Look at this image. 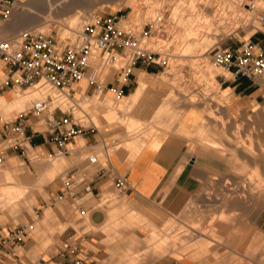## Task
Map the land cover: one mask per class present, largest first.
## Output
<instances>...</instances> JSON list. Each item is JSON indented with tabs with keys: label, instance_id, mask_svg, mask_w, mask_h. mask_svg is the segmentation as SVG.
<instances>
[{
	"label": "rangeland",
	"instance_id": "1",
	"mask_svg": "<svg viewBox=\"0 0 264 264\" xmlns=\"http://www.w3.org/2000/svg\"><path fill=\"white\" fill-rule=\"evenodd\" d=\"M129 1L131 5L124 4L121 7H119L118 3L113 2L104 9L93 12V15L94 13L107 15L118 12L119 15H128L129 17V15L135 14L142 7V0ZM19 3L27 5L31 2L30 0H19ZM184 4H187V0H164L163 2V8L160 10L161 14L158 16V18L163 17V21L154 30L153 36L148 40V44L152 49L166 50L168 64L158 68L155 67V71L150 70V72L157 74L147 76L149 83L143 95L139 99L133 98L134 100L131 97L126 100L123 97L117 99L111 93L105 96L101 95L103 99H112L115 106H119L121 102L126 103V105L120 107V114L116 115L117 119L120 120L106 122L102 119L101 125L98 128L103 137L107 136L111 140H115L120 136V131L126 130L131 138L138 137L137 142L142 144L143 139L141 137L151 135L158 127L170 128L171 124L178 120V116L182 110L184 108L186 110L187 106L190 105H203L205 112L214 115L213 111H211L214 108L213 103L216 101L220 104L224 101L220 95L217 75L219 73L227 74V71L213 62V51L211 49L216 46H232L236 48L241 45L243 40L251 39L257 42L262 38L261 32H257V30H264V26L259 20L261 11L264 10V0H262V6L255 10H251L247 4L243 5L244 14L248 10L252 12H248L247 19L245 18V21L240 23L238 28H235L236 26L233 24L237 22V19H233L231 20L232 26L230 24V27H227L226 30L221 29L217 33L219 35H214L215 38H211L209 43L206 41L198 44L192 43L187 47L186 42L191 41V39H187L180 30L181 17L179 12L174 23L167 16L172 7ZM15 7L13 10H15ZM27 7L29 10L40 11V8L33 4L27 5ZM13 10L11 14H13ZM150 16L147 14L139 22L133 24L140 26L148 20H153L154 18ZM11 17L12 15L9 20ZM49 25L47 29L39 27L38 29L43 32H52L54 35L59 34L62 37H74L83 29L79 25L77 27L73 25L72 27L74 28H67L68 30L66 28L62 30L59 24L50 22ZM65 32H67L66 35ZM135 70L138 71L137 69ZM5 76L3 61H0V77L4 78ZM84 84L82 82L83 86ZM136 84L137 82L132 86V89ZM158 84H161L162 87ZM45 89L52 96H57L56 90L50 86H46ZM25 90L30 89L25 86H22V88L17 86L14 89L8 86L0 90V94L2 95L0 97L2 100H0V123L15 118L20 111L29 109L32 104L30 100H32L34 94ZM79 93H81L80 90H77L72 98H78ZM86 95L82 97L87 101L82 105L83 110L80 111L78 108H75L74 113L77 116L86 115V117H82L83 119L80 123L85 128H93L95 127L92 121L93 116L96 112H100L101 114V110L95 109L91 103L96 99L97 95ZM68 103L71 104L72 102ZM217 107L214 108L218 111H215V114H217V120H215L216 127L211 126L210 123H206L207 120L204 119L202 126L189 135L191 150L197 151L199 147H207L206 140H208V137L217 136L225 139L227 134L231 132L230 129L240 127L242 128V133L251 134L253 137V144L249 148L247 146V148L255 158L248 159L245 165L240 164V159L230 161L228 157L235 154V151L224 144L221 149L224 155L217 157L225 161L230 167L229 175L207 173L201 178L199 189L181 202H179L178 191L167 193L163 200L153 207L152 211L159 219L157 223L146 222L147 219L142 223L144 219L141 220L135 213L131 214L130 219L132 223L129 225L141 226L143 224L144 233H141V237L138 238L131 235L125 239L122 234L116 232L112 236L113 240L122 242L124 245L126 242V245L111 250L110 253L100 259L99 264H162L163 259L169 257V253L172 252H180L184 255L183 259L186 258L185 252L190 256L198 253L200 256V259L197 261L198 264H210L211 259L213 261L217 260L219 264H227V261L230 264L247 263L239 255L241 252L240 248L237 249L235 247L239 254H235L233 257L227 256V251H231L234 247L231 238L240 234V228L243 224H245L244 226L248 231L256 227V225L249 222L256 218L260 207L263 205L264 176L263 174L258 175V155L261 148L257 143L260 142L262 152L264 153V131L262 127L258 126L256 119H251V115L249 121L241 122L238 119L225 117L224 113H219L220 106L217 105ZM57 113L60 114L61 111L58 109ZM34 120H40V118L36 117ZM222 121L226 122L225 126L222 125ZM38 123L41 122L39 121ZM229 124H233L232 128L228 126ZM234 136L240 137L241 133L238 132ZM250 141L252 142V140ZM209 147L212 148L211 146ZM213 147L219 148V144H215ZM102 149L103 146L100 144L93 151H99L103 158ZM113 149V145H109V154L112 153ZM88 152L91 151L85 150L81 152L77 156L78 159L80 160L81 157H85ZM75 154L76 152L73 155ZM51 162L57 163V169L52 176L49 169ZM72 163L68 155H55L40 147L30 149L27 154H20L14 150L9 151L6 163L0 166V264H31L35 259L50 252L56 243H61L60 236L67 226L73 225L80 230V224L76 223L73 219V216L77 214L75 204L69 199L59 200L55 203L51 201V190L54 188L55 183L62 181L64 172ZM40 165H42V173L45 172V176H41ZM223 165L227 166L226 164ZM243 172L246 173L244 177L235 176V174ZM177 179L178 176L176 174L173 180L174 184L177 182ZM20 183L22 184L20 185ZM237 184H241L244 188L247 187V190L236 191L229 188V186L233 185L237 188L235 186ZM244 192L248 197L240 196L242 193L245 194ZM109 193L112 194L113 198L106 203L108 208L111 209L117 203L120 192L113 187ZM205 194L209 197L217 194L225 198L226 201L222 200L204 204L203 195ZM168 199L176 201L168 202ZM240 200H243V202L239 205L237 203ZM30 201H35L36 206H34L35 212L33 213L30 212L33 211L31 209L33 203H28ZM178 203L182 206L179 207ZM51 204L55 205L58 209V214L55 223H53V232H50L51 240L46 239L43 242L44 246H49L42 249L38 256L29 255L31 246L36 242L37 238L33 228L31 232L34 235V239L31 241L30 248L25 249L22 246H17L15 249H11V252L6 251L3 235H6L9 229L18 224L36 222L42 216L44 206L48 205V207H51ZM223 212H228L226 217L222 214ZM232 214L235 215L233 216ZM163 215L165 216L164 221L162 220ZM123 225L124 223H117L115 227L119 230ZM190 226L195 228L198 235L196 234L194 237L182 235L185 232L189 234L190 230L188 229H190ZM106 231L108 232L109 230L107 229ZM132 238L136 240L134 244H131ZM186 246H188V249L185 251ZM15 251L22 254V256L19 257L14 254ZM154 256L159 258L157 260H150L151 258L154 259ZM144 257H146V262L142 260H145ZM232 259L234 260L233 262H231Z\"/></svg>",
	"mask_w": 264,
	"mask_h": 264
},
{
	"label": "crops",
	"instance_id": "2",
	"mask_svg": "<svg viewBox=\"0 0 264 264\" xmlns=\"http://www.w3.org/2000/svg\"><path fill=\"white\" fill-rule=\"evenodd\" d=\"M256 39L258 38L256 37ZM136 69L138 71L135 70L136 75L134 76V84L137 82L136 86H138L130 89L128 94L123 97L125 100L130 97L132 99H139L149 83L147 76L157 74L150 72V70L155 71V68H150L147 71L139 68ZM217 80L219 82L220 95L224 100L220 104L217 102V105L220 106L219 113H224L225 117L238 119L241 122L246 120L249 121L251 115V119H256L258 126L262 127L264 131V77L259 75L249 77L228 71L227 76L219 73L217 75ZM85 89L86 84L80 89L81 93L78 94V98H66L64 96L56 99L57 96H52L44 87L42 88V92L33 93L34 96L32 100H29L33 102V99L38 96L40 97V95L41 97L51 95L55 99L52 109L56 105H60L65 109L68 108L69 105L74 104L75 108L82 111V105L87 102L82 98L86 95V93H84ZM56 92L58 95V91ZM96 95V99L91 103L95 109L101 110V114L100 112H96L93 116L92 121L95 127L87 128L83 133L75 136L71 141L72 149L65 155H68L69 160L73 162L70 167L80 166L86 164L83 157H81L80 160L77 157L81 152L85 150L93 151L95 147L100 144H102L103 150L109 151V145H113L114 149L112 153H110L111 163L120 173L128 177L133 184V189L126 192L119 191V199L110 209L106 202H109V200L113 198L112 194L109 193L114 187L113 181L108 176L101 177L96 173L93 174V194L85 199L82 204V206L88 208L89 211L87 215H82L77 210V214L73 216V219L76 223L80 224V230L73 225L67 226L60 236L61 243H56L50 252L42 256V258L46 259L51 264H66L75 256L84 258L85 264H99L100 259L110 253L111 250L126 245V242L124 245L122 242L113 240L112 236L115 235L116 232L122 234L125 239L129 238L131 235L137 238L141 237V233H144L143 224H141V226H130L129 224L132 223L130 219L131 214L135 213L141 220L144 219L142 223L145 222V219H147L146 222L157 223L159 221L158 216H156L152 210L154 205L161 202L167 193L178 191L179 202H181L191 195V193H195L199 189L201 178L207 173L229 175L230 167L225 161L217 157L224 155L221 150L224 144L233 148L235 151V154L228 157L230 161L240 159V164L242 163V165H245L248 159L255 158L254 155L248 151L249 146L253 144V137L251 134L242 133V128L240 127L233 129V124L228 125L232 129H230L231 132L227 134L225 139H221L217 136L208 137V140H206L207 147H199L197 151L191 150L189 135L202 126L204 119L207 120L206 123H210L211 126L216 127L215 120H217V114H215L216 110L214 109L218 108L216 101H213L214 108L211 110L214 112V115L205 112L203 110V105L187 106L186 110L185 108L182 110L178 116V120L171 124L170 128H156L151 135L141 137L143 142L140 144L137 142L138 137L131 138L126 130L120 131V136L115 140H111L107 136H102L98 128L101 125L102 119L106 122L120 120L117 119L116 115L120 114V107L126 105V103L121 102L119 106H115L112 99H103L101 95ZM0 97H2L1 94ZM68 102L72 103L69 104ZM34 118H36V116L29 114L28 130L33 134V141L37 144V147L41 149L49 152L55 151L58 145L54 135L48 130L46 124L38 123L39 121L34 120ZM4 122L5 121L0 123V126H3ZM222 125L225 126L226 122L222 121ZM238 132L241 133V136L235 137L234 134ZM250 140H252V142ZM215 144H219V148L213 147ZM257 145L261 148L258 155V175L263 174L264 176V153L262 152L260 142L257 143ZM74 152H76L75 155H73ZM49 169L50 175L52 176L57 169V163L51 162L49 164ZM39 170L41 176H45V172L42 173V165H40ZM176 174L178 179L176 182L177 184H174L173 180ZM245 175L246 173L244 172L235 174L237 177H244ZM235 186L237 188H235L234 185L229 186V188L236 191L247 190V187L244 188L241 184ZM61 189L62 181L55 183L54 188L51 190V194L53 195ZM241 195L247 196L246 193H242L240 196ZM203 198L204 204L222 200L226 201L225 198L217 194L211 195L210 197L205 194ZM170 201L175 202L176 200H169L168 202ZM242 202L243 200H240L237 204L240 205ZM28 203H33L31 207L33 211L30 212H35V201H30ZM48 205L44 206L42 216L37 219L36 222H33L34 233L37 236L36 242L31 246L34 235L32 232H29L24 235L19 245H17L25 249L31 246L29 255L34 257L38 256L42 249L49 246H44V240H51L50 232H53V223H55L58 209L55 205L51 204V207H48ZM178 206L180 207L182 205L178 203ZM227 213L228 212H223L222 214L226 217ZM232 215L234 216L235 214ZM164 217L163 215V221L165 220ZM117 223H124L126 226L123 225L118 230L115 227ZM249 223L256 225V227L248 231L244 226L245 224H243L240 228V234L231 238L234 247L231 251H227V256L233 257L235 254L238 255L239 253L238 250L235 249L236 247L237 249H241L239 255L247 261V263L244 264H264V189L263 205L260 207L256 218ZM107 229L109 230L108 232L106 231ZM188 230H190L189 234L185 232V234L182 235L191 237H194L196 234L198 235L194 227L190 226ZM153 237L152 234V238ZM65 240H74L77 242L78 249L75 253L63 250V242ZM135 242L136 240L132 238L131 244ZM5 249L11 252L9 246L5 247ZM187 249L188 246L185 247V251ZM185 253V259H183L184 255L180 252L169 253V257L163 259L162 264H198L197 261L200 259L198 253L192 254L191 256L188 255L187 252ZM14 254L19 257L22 256V254L17 253V251H15ZM144 258L145 260H142L146 262V257ZM158 258L159 257L154 256V259L151 258L150 260H157ZM233 261L232 259L231 262ZM210 264L219 263L217 260L213 261L211 259ZM227 264H230L229 261H227Z\"/></svg>",
	"mask_w": 264,
	"mask_h": 264
},
{
	"label": "built area",
	"instance_id": "3",
	"mask_svg": "<svg viewBox=\"0 0 264 264\" xmlns=\"http://www.w3.org/2000/svg\"><path fill=\"white\" fill-rule=\"evenodd\" d=\"M19 0H0V61H3L4 78L0 77V90L5 87H28L31 85H49L58 91L57 97L71 96L80 82L86 80L85 92L88 96H105L112 93L120 99L128 94L134 84L135 69L148 70L168 64L166 50L152 49L148 40L163 17L148 20L135 25L128 15L94 13L82 31L74 37H62L52 32H43L36 28H27L16 35L6 36L3 27L9 21L12 10ZM250 9H257V0H251ZM260 22L264 26V10ZM262 38L257 42L243 40L233 48L214 47L211 49L213 62L225 71L249 77H264V30H257ZM227 76L226 73H222ZM50 95L37 98L28 110L18 113L15 118L0 126V166L6 163L10 150L27 154L35 149L33 134L28 130L29 114L46 124L54 135L57 149L55 155H63L72 149V139L83 133L81 120L86 117L74 113L75 105L67 109L60 105L51 107ZM61 113H57V110ZM83 117V118H82ZM88 152L84 158L86 164L68 168L62 177V189L53 194V203L69 199L82 215L89 209L82 206L85 199L93 194L92 175L108 176L114 187L120 192L133 189L128 177L120 173L111 163L108 150ZM33 230V223H21L12 227L3 235L4 246L11 249L19 245L24 235ZM78 244L74 240H65L63 250L75 253ZM31 264H51L39 257ZM66 264H85L84 258L74 257Z\"/></svg>",
	"mask_w": 264,
	"mask_h": 264
},
{
	"label": "bare ground",
	"instance_id": "4",
	"mask_svg": "<svg viewBox=\"0 0 264 264\" xmlns=\"http://www.w3.org/2000/svg\"><path fill=\"white\" fill-rule=\"evenodd\" d=\"M30 2L31 3L27 5L33 4L38 8H40V11L36 12L33 10H29L26 4H20V3L18 4L17 2L16 3L17 5L15 4L16 7L14 6L15 10H13V14H11L12 15L11 19L3 27V33L6 36L16 35L19 33L20 30L27 28L38 29L39 27V28L47 29L50 22L53 24H59L62 30L65 28L66 29L71 28L73 25H76V27L77 25H79L81 28H84L89 18L93 16V12L97 10H102L106 6L112 4L113 2L118 3L119 7H121L124 4L131 5L129 0H30ZM163 2L164 0H142V7H140L135 14L130 15L128 17L129 22L131 23L139 22L147 14L151 15L150 17L154 18L153 20L158 19V16L161 14L160 10H162L163 8L162 7ZM250 3L251 0H187L186 5L184 4V5H179L178 7L176 6L172 7V9L168 12L167 16L169 20H171V22L174 23L177 13L179 12L181 17L180 30L183 33V35L186 36L187 39H191V41L186 42L188 47L189 44L192 43L198 44V43H204L205 41L209 43L210 39L215 38L214 35H217V33L220 32L221 29L226 30L227 27H230L229 26L230 24L232 26L231 20L233 19H237V22L233 23L236 27L234 25L233 26L235 28H238L240 26V23L245 21V18L247 17V15H249L248 12H252L251 9L248 10V12H246L245 14L243 13V9H244L243 5L244 4L249 5ZM257 3H258V7H257L258 9L262 6V0H257ZM67 32H65V35ZM82 82L86 84V80L83 79L80 82V86L76 87V91L82 89L83 87ZM158 85L161 86V84ZM46 86L49 85H43V86H40V84L31 85L27 87L30 90H25V91H28L29 93L42 92V88ZM65 97L71 98V96H65ZM37 98H42V97L41 95L40 97L39 96L35 97L33 101ZM56 99H58V97ZM54 100L55 99L53 98L51 107H53ZM21 184L22 183H20V185Z\"/></svg>",
	"mask_w": 264,
	"mask_h": 264
}]
</instances>
